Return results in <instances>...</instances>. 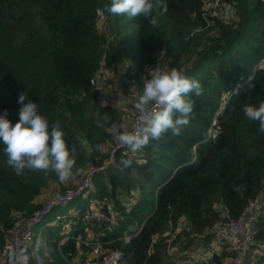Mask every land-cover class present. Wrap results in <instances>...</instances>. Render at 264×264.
Segmentation results:
<instances>
[{
  "label": "trees",
  "instance_id": "trees-1",
  "mask_svg": "<svg viewBox=\"0 0 264 264\" xmlns=\"http://www.w3.org/2000/svg\"><path fill=\"white\" fill-rule=\"evenodd\" d=\"M228 1L236 2L242 23L218 22L214 27L218 35L200 44L206 29L201 0H167L166 12L160 7L153 10L155 28L149 24L151 17L109 14L106 5L111 0H0V114L7 110V118L15 124L19 94L26 92L49 124L64 131L76 165H102L101 146L109 142L113 130L123 129L116 127L121 121L118 106L102 105L99 92L90 86L108 43L99 29V10L114 20L118 35L129 31L120 43L123 48L135 44L131 58L138 63L127 68L129 72L139 75L162 58L170 71L182 69L201 82L203 94H190L194 109L179 136L168 132L160 141H150L140 152L141 159L131 149L119 150L115 163L94 177L92 196L112 201L120 213L119 226L104 239L111 241L110 248L124 251V264H168L169 236L164 234L182 218L190 229L182 233L190 239L184 249L201 234L209 245L214 226L224 216H240L247 201L264 190V134L242 110L245 104L258 107L264 102V66L258 67L264 57V0ZM186 36L190 38L185 40ZM191 57L185 68L184 59ZM225 95L230 97L218 116V135L210 139L209 129ZM82 140L91 148L89 156ZM3 149L0 142V250L13 211L30 214L55 174L25 169L17 175ZM124 159L133 161L130 168L122 167ZM129 197H135L131 207L124 204ZM220 202L224 214L216 206ZM135 220L143 224L141 231L129 243L116 240L131 230ZM80 223L78 219L73 224L71 234L83 232ZM62 231L59 225L47 232L46 247L54 264H67L53 242ZM258 239H264V219ZM64 252L72 259L76 244L68 243ZM223 257L215 255L214 263L223 264Z\"/></svg>",
  "mask_w": 264,
  "mask_h": 264
},
{
  "label": "built area",
  "instance_id": "built-area-1",
  "mask_svg": "<svg viewBox=\"0 0 264 264\" xmlns=\"http://www.w3.org/2000/svg\"><path fill=\"white\" fill-rule=\"evenodd\" d=\"M201 2L202 17L206 22V27L211 26L216 21L232 23L229 20L234 16L232 7L235 9L236 14V7L232 2L228 0H201ZM99 15H103L101 10H99ZM263 66L264 57L258 64V67ZM156 67L163 71H170L168 64L149 65L139 75L134 74L123 81L125 96L119 98L117 104L122 106L125 115L129 114V104H133L134 107L136 100L143 94V82L151 78V73ZM113 73L114 69L108 63L107 53L105 52L100 60L99 67L90 78V86L101 93L102 96H105L107 94L105 91L106 81L113 76ZM131 85L132 87H130ZM229 97V95L224 96L222 105L213 119L208 133L211 136L210 139H215L218 135V116L223 111ZM156 107L153 106L154 109ZM148 114L150 113H140L134 107L127 125L122 130L116 129L111 132L109 159L100 166L91 167L79 183L65 190L56 189L40 205H38L39 202L36 203V199L34 202L36 208L30 214L25 211H13L12 223L3 232L0 264H54L52 259L43 253L47 245L44 231L49 227H58L62 222L67 223L62 225L61 237L53 242L56 243L59 255L67 264H124V251L121 248H110L111 241L104 239L108 232L114 231L119 226L120 213L112 201L92 196V192L95 190L94 177L100 172H106L115 163V157L119 150L127 151L129 149L127 146L122 145L118 139L121 132L137 130L144 115ZM134 194L135 197H138L137 193ZM134 198L129 197L128 204L126 199L123 203L131 207L135 201ZM76 199L83 203L84 208L81 211H72L68 215H62L58 212L59 207H66L74 203ZM218 209L223 214L225 213L223 204ZM53 215H55L54 219L51 222L47 221ZM74 218L80 219L83 232L73 235L71 230L73 224L76 223ZM262 219H264V190L256 198L247 201L240 216H224V219L214 226L211 230L213 240L206 247L207 250H212L213 257L205 254L201 250V246L196 248H199L198 253L200 252L201 255L198 254V258L193 256L196 249L191 256H188V249H184L186 258L183 259L184 261L182 260V264H191L189 263L190 259L192 261L197 260V262L204 261V264H206L208 259H212L214 262V256L222 254H225L223 264H245L249 257L253 259V263L257 264V260L264 256V239H258ZM40 225L42 227H39ZM179 226L184 227L186 230L189 229L185 218L179 221ZM142 228L143 224L139 228H132L130 230L132 232H126L116 240L129 243ZM171 231L173 230H168L164 235L169 236ZM203 236L204 234H201L199 237ZM157 237V235L154 237V241ZM181 238L184 239L185 237ZM72 241L76 244L77 254L70 259L64 252V248ZM178 248L175 247V250ZM178 251L179 249L176 252ZM182 256L183 254H180V258ZM224 260L226 261L224 262Z\"/></svg>",
  "mask_w": 264,
  "mask_h": 264
},
{
  "label": "clouds",
  "instance_id": "clouds-1",
  "mask_svg": "<svg viewBox=\"0 0 264 264\" xmlns=\"http://www.w3.org/2000/svg\"><path fill=\"white\" fill-rule=\"evenodd\" d=\"M157 7L166 12L167 0H111L106 11L114 16L151 17L149 24L155 28L158 20L152 13ZM189 38L186 36L185 40ZM193 93L203 94L199 80L187 76L182 69L163 71L156 67L151 78L144 80L143 94L134 104L138 112L150 114L144 115L137 130L121 132L120 143L135 153L142 151L150 141H160L168 132L179 136L190 122L194 109L190 94ZM18 103L21 107L15 124L7 118V110L0 114V142L4 145L7 164L17 175L25 169L54 172L61 182L79 174V169L74 171L76 161L71 155L74 149L68 148L65 133L59 125H50L39 105L29 100L26 92L19 94ZM154 105L157 106L155 109ZM242 110L248 120L258 122V131L264 134V102L258 107L245 104ZM132 163L131 159L120 162L123 168H130Z\"/></svg>",
  "mask_w": 264,
  "mask_h": 264
},
{
  "label": "rangeland",
  "instance_id": "rangeland-1",
  "mask_svg": "<svg viewBox=\"0 0 264 264\" xmlns=\"http://www.w3.org/2000/svg\"><path fill=\"white\" fill-rule=\"evenodd\" d=\"M232 3L236 7V2H232ZM237 5H239V4L237 3ZM232 9L234 12L232 14L234 16L229 19L232 22L229 24L234 25L235 22L242 23L241 16H239V17L237 16V9H236V14H235V9L233 7H232ZM106 17L107 16H105V15L100 16L98 25H99L100 32L107 35L108 43L105 46V52L106 53L108 52L109 57L111 58V66L114 69V73H113V76L109 80L106 81L105 91L108 93V96L106 98H103L101 93H99L100 94V103L104 106L107 104L117 105V101L119 100V98H122L123 96H125L123 84L121 83L119 86L120 79H122V82H123V81L127 80L128 78L132 77L134 74L138 73V71H136V70L134 72H129L127 69L130 66H133V65L138 63L137 58L136 59H134V57L131 58V56L133 54H135V52H136L134 49L135 44H133L134 47L131 44V45H126L124 48L120 45V43L122 41L121 39L124 38V36H126L129 31L127 29L122 30L123 31L122 34L118 35L117 30H116L117 27L114 25V20L113 19L110 20ZM127 22H128V18L123 21V23H125V24ZM218 22H220V21H216L211 26L206 27V29L204 30L205 33L201 35L202 37L199 40L200 44L205 42L207 40L208 36H212V35L217 36L218 35L216 29H214V27L216 26V24ZM225 24H228V23H225ZM210 28H212V29H210ZM192 61H193V57L185 58L184 59V64H185L184 67L185 68L188 67ZM157 64H167V63H163L162 58H160V59H158V61L155 64H151V65H157ZM130 87H132V85ZM119 93H120V95H119L120 97L118 96ZM88 97L89 96H84L83 99H88ZM117 106H118V109L119 108L121 109V111H119L121 113V121L119 122L118 125H116V127H118V126L124 127L127 125L129 120L131 119V116H132L133 111H134V107H133V105H129V107H128L129 114L125 115L122 106L121 105H117ZM82 142H83L84 148L86 149V147H87L86 151H87L88 156H89L91 153V148H90V146H88L89 144L86 143L85 140H82ZM110 151H111V146H110V140H109V142H107L105 145L101 146L100 151H99L100 153H99L98 157L104 158L106 161L110 157ZM129 151L133 155H136V157L141 156V154H140L141 151L135 152V153L132 152L131 150H129ZM140 159H141V157H140ZM91 167H93V166L91 165L90 162L86 163L85 165H82V164L75 165L74 171L76 169H79V174L74 175L71 179L66 180L64 182H61L59 180L57 174H54V177H50L51 178L50 180L48 179L46 187L43 190L42 194L37 198L36 203L39 202L38 205L43 203L51 195V193L53 191H55L56 189L65 190V189L70 188L73 185L79 183L84 178L85 174L87 173V171ZM104 177L106 178V176H104ZM127 204H128V201H127ZM82 208H84L82 201L76 199V201L74 203H72L66 207H59L57 210L62 215H68L72 211L73 212H79L82 210ZM151 208H152V205L149 206L147 210H145V213L147 214ZM54 217H55V215H53L47 221L51 222V220H53ZM78 219L79 218H74V220H76V221ZM65 223H67V222H62L61 225L65 224ZM139 225H140L139 222L137 220H135L134 223H132L131 227L136 229V228H138ZM39 227H42V226L40 225ZM184 230H185L184 227L179 226V223H178L176 225V227L174 228V230L170 232V235H169L168 240H167L169 246H168L167 251H166V253H167L166 262L168 264L171 262H175L176 264H182V260L186 258L185 257L186 253H184V248H186V245H188V242L190 241V239H188L187 234H185V235L182 234L184 232ZM47 232H48V228L45 229V231H44L45 241L48 240ZM182 235H184V237H185L184 239L181 238ZM192 241H194L195 243H194V245H192V247L188 248V256H191L192 253L195 251V249L197 247L201 246V250L205 254H207L209 257L210 256L213 257L212 250L206 249L207 245L205 243H203L202 237H199V236L192 237ZM199 243L200 244L202 243V244L199 245ZM175 247H179L178 252H176L178 249L175 250ZM180 248H181V251H180ZM48 250H49V247H46L45 250L43 251V253L45 255L47 254L48 256L52 257L49 254ZM198 250H199V248L196 249V251L193 255L196 258H198V254H199V256H201L200 252L198 253ZM180 254H183V256L181 258H180ZM223 259H225V257H223ZM207 261H208V263H206V264H213L214 263L212 259H208ZM225 261L226 260H224V262ZM189 263H191V264H204L205 262L204 261L197 262V260L192 261V259H190ZM245 264H255V263H253V259L251 257H249ZM257 264H264V257L258 259Z\"/></svg>",
  "mask_w": 264,
  "mask_h": 264
},
{
  "label": "crops",
  "instance_id": "crops-1",
  "mask_svg": "<svg viewBox=\"0 0 264 264\" xmlns=\"http://www.w3.org/2000/svg\"><path fill=\"white\" fill-rule=\"evenodd\" d=\"M123 84V82H122V79H120V81H119V86H120V84ZM123 88H124V85H123ZM120 95V93L118 94V96ZM108 96V93L105 95V96H103V98H106ZM120 97V96H119ZM118 105V104H117ZM129 105H133V104H129ZM120 109V108H119ZM120 111H121V109H120ZM220 205H222V202H220V203H218V205H216L217 207H219ZM211 244V243H210ZM219 251V250H218ZM220 252V251H219ZM221 253V252H220ZM262 257H264V256H262ZM261 257V258H262ZM222 262H223V259H222Z\"/></svg>",
  "mask_w": 264,
  "mask_h": 264
},
{
  "label": "water",
  "instance_id": "water-1",
  "mask_svg": "<svg viewBox=\"0 0 264 264\" xmlns=\"http://www.w3.org/2000/svg\"><path fill=\"white\" fill-rule=\"evenodd\" d=\"M13 19H15V16H11Z\"/></svg>",
  "mask_w": 264,
  "mask_h": 264
}]
</instances>
